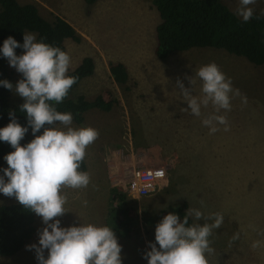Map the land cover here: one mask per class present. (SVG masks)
<instances>
[{
    "label": "rangeland",
    "instance_id": "1",
    "mask_svg": "<svg viewBox=\"0 0 264 264\" xmlns=\"http://www.w3.org/2000/svg\"><path fill=\"white\" fill-rule=\"evenodd\" d=\"M18 1L35 4L49 21L63 18L82 36L81 43L66 42L70 70L86 57L94 59L96 69L71 97L113 101L110 111L86 113L83 125L73 121V127L90 126L99 132L84 158L90 184L65 189L68 213L54 219H60L62 227L82 222L111 228L110 189L117 188L126 193L131 215L139 220L129 237L116 233L122 264H147L144 253L150 250L148 242L155 241V225L185 203L205 217L217 212L224 217L209 236L214 250L207 254L209 264H264V246L252 247L254 241L264 242V65L214 48H193L158 59L160 18L153 0H97L91 6L84 0ZM222 2L236 13L238 0ZM251 7L253 13L264 15V0H256ZM110 62L126 66L127 84L114 81ZM213 62L247 96V104H242L240 96L233 97L231 110L221 112L228 130L219 125L210 134L201 121L214 109L202 108L200 117L182 111L188 105L177 81L200 95L199 79L193 86L189 78ZM8 68L16 81L21 74L9 64ZM9 101L14 105L22 98L12 91ZM162 164L171 172L161 190L138 200L128 195L126 186L134 170ZM0 202L9 205L17 200L0 194ZM43 227L36 215L33 238L16 255L0 256V264H37L34 250L26 246L38 242V229Z\"/></svg>",
    "mask_w": 264,
    "mask_h": 264
},
{
    "label": "clouds",
    "instance_id": "2",
    "mask_svg": "<svg viewBox=\"0 0 264 264\" xmlns=\"http://www.w3.org/2000/svg\"><path fill=\"white\" fill-rule=\"evenodd\" d=\"M255 3L256 0H238L237 16L248 22ZM17 48L23 50L22 54L16 53ZM0 57L21 74L15 85L0 79V87L23 99L19 111L26 118L22 126L16 112L9 110L10 122L0 127V142H7L13 149L3 157L7 167H0V194L14 197L25 209L41 217L44 225L38 229V242L26 248L34 250L37 264H122V246L109 226L81 222L79 226L62 227L61 220L54 219L68 213L65 189H83L90 184L89 173L80 170L81 162L87 147L99 136L98 130L90 126L73 127V114L57 108L78 79L68 75L70 55L59 46L46 43L43 37L38 40L34 33L24 31L23 43L12 36L3 41ZM196 79L200 81V95L192 94L194 87L186 88L177 81L188 105L181 110L200 117L202 108L211 105L214 111L201 123L210 134L217 132L219 125L227 131L228 121L221 112L231 110L235 96H240L246 105L247 96L233 87L231 78L214 62L195 70L190 84L194 86ZM29 130L34 138L22 145ZM223 220L219 212L205 217L200 209L191 207L182 218L169 212L155 225V241L148 242L150 250L144 253L147 264H209L207 254L214 251L209 236ZM261 246L264 242L260 240L252 243L253 248Z\"/></svg>",
    "mask_w": 264,
    "mask_h": 264
},
{
    "label": "trees",
    "instance_id": "3",
    "mask_svg": "<svg viewBox=\"0 0 264 264\" xmlns=\"http://www.w3.org/2000/svg\"><path fill=\"white\" fill-rule=\"evenodd\" d=\"M89 6L97 0H84ZM160 23L156 28L157 48L155 54L164 60L176 52H184L193 48H214L229 54L244 57L256 66L264 65V15L254 13L253 17L244 22L222 0H153ZM35 33L37 39L44 38L46 43L54 44L67 52L66 42H82V36L66 20L56 16L53 21L47 20L35 4H21L18 0H0V45L12 36L23 43V32ZM23 50L16 49V53ZM95 61L86 57L68 75L77 76L68 96L57 105L61 112H71L73 121L78 125L85 122V114L99 109L110 111L113 101H104L98 97L88 100L80 95L72 98L71 94L83 80L95 73ZM110 73L118 85L129 81L126 66L120 62H110ZM8 68V62L0 57V79L15 83ZM11 90L0 87V127L10 122L9 110L15 111L18 122L23 126L26 118L19 111L23 99L14 105L10 104ZM48 126V125H46ZM43 130H41L42 132ZM40 133H37L39 135ZM31 130L25 135L21 144L33 139ZM13 151L7 142H0V167H7L4 155ZM80 170L87 171L85 160ZM110 225L120 237H129L133 227L139 224L138 216L131 215V207L126 193L117 188L110 189ZM188 204L185 203L173 211L183 217ZM193 222L190 219V223ZM36 233V214L16 203L3 205L0 202V256L12 257L19 253Z\"/></svg>",
    "mask_w": 264,
    "mask_h": 264
},
{
    "label": "built area",
    "instance_id": "4",
    "mask_svg": "<svg viewBox=\"0 0 264 264\" xmlns=\"http://www.w3.org/2000/svg\"><path fill=\"white\" fill-rule=\"evenodd\" d=\"M167 166L162 164L154 168L134 170L126 186L128 195L138 200L156 194L167 184L171 172V168Z\"/></svg>",
    "mask_w": 264,
    "mask_h": 264
}]
</instances>
